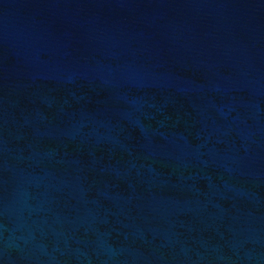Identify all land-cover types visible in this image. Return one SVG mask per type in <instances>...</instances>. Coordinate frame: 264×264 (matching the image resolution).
Segmentation results:
<instances>
[{"label": "water", "instance_id": "obj_1", "mask_svg": "<svg viewBox=\"0 0 264 264\" xmlns=\"http://www.w3.org/2000/svg\"><path fill=\"white\" fill-rule=\"evenodd\" d=\"M0 264H264V0H0Z\"/></svg>", "mask_w": 264, "mask_h": 264}]
</instances>
